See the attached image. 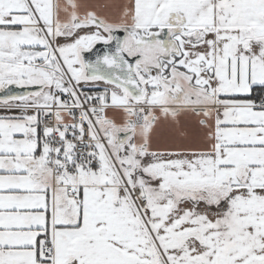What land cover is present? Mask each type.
Returning <instances> with one entry per match:
<instances>
[{
  "label": "snow or ice",
  "instance_id": "obj_1",
  "mask_svg": "<svg viewBox=\"0 0 264 264\" xmlns=\"http://www.w3.org/2000/svg\"><path fill=\"white\" fill-rule=\"evenodd\" d=\"M10 85L0 264H264V0H0Z\"/></svg>",
  "mask_w": 264,
  "mask_h": 264
},
{
  "label": "crops",
  "instance_id": "obj_2",
  "mask_svg": "<svg viewBox=\"0 0 264 264\" xmlns=\"http://www.w3.org/2000/svg\"><path fill=\"white\" fill-rule=\"evenodd\" d=\"M65 0H61V3H64ZM77 3L83 2V0H76ZM90 2H96V0H90ZM107 2H115V3H125L127 0H107ZM63 43L64 41L61 40ZM101 84L103 82H100ZM91 91H102V87H87ZM2 102V101H0ZM8 114H19L8 113L2 103H0V115H8ZM109 115L112 116L113 113L109 111ZM202 116H199L195 113L188 112L186 114H182L179 117V125L173 126L168 122L161 123L157 128L156 136L154 137V145L160 146H170L176 144H185V145H203L206 137V129L200 124V120ZM203 207V205L201 206ZM215 211V208L212 209Z\"/></svg>",
  "mask_w": 264,
  "mask_h": 264
},
{
  "label": "water",
  "instance_id": "obj_3",
  "mask_svg": "<svg viewBox=\"0 0 264 264\" xmlns=\"http://www.w3.org/2000/svg\"><path fill=\"white\" fill-rule=\"evenodd\" d=\"M115 35L120 36L121 39L126 35V33L123 32L122 29L117 30ZM115 46L116 42L112 41L110 45H105L103 42H99L94 47L90 52H85L84 57L86 60L94 61L96 59L97 55H103L105 52L108 51H115ZM130 60L132 58H129ZM34 88H21L20 86H15V85H10L8 88L5 89H0V100H3L4 97L8 95H19L22 94L26 91H34Z\"/></svg>",
  "mask_w": 264,
  "mask_h": 264
},
{
  "label": "trees",
  "instance_id": "obj_4",
  "mask_svg": "<svg viewBox=\"0 0 264 264\" xmlns=\"http://www.w3.org/2000/svg\"><path fill=\"white\" fill-rule=\"evenodd\" d=\"M92 93H95V91H92ZM260 96H264V88L257 87L254 89V93L252 95V98L257 99Z\"/></svg>",
  "mask_w": 264,
  "mask_h": 264
},
{
  "label": "built area",
  "instance_id": "obj_5",
  "mask_svg": "<svg viewBox=\"0 0 264 264\" xmlns=\"http://www.w3.org/2000/svg\"><path fill=\"white\" fill-rule=\"evenodd\" d=\"M85 92H88V93H90V94H94V93H92V91L90 90V89H88L87 87H84V89H83Z\"/></svg>",
  "mask_w": 264,
  "mask_h": 264
},
{
  "label": "flooded vegetation",
  "instance_id": "obj_6",
  "mask_svg": "<svg viewBox=\"0 0 264 264\" xmlns=\"http://www.w3.org/2000/svg\"><path fill=\"white\" fill-rule=\"evenodd\" d=\"M0 101H3V100H0Z\"/></svg>",
  "mask_w": 264,
  "mask_h": 264
}]
</instances>
